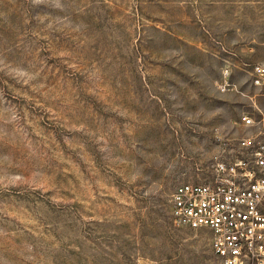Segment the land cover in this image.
I'll return each mask as SVG.
<instances>
[{
    "label": "rangeland",
    "instance_id": "rangeland-1",
    "mask_svg": "<svg viewBox=\"0 0 264 264\" xmlns=\"http://www.w3.org/2000/svg\"><path fill=\"white\" fill-rule=\"evenodd\" d=\"M258 64L264 0H0V264H217L172 195L264 142Z\"/></svg>",
    "mask_w": 264,
    "mask_h": 264
},
{
    "label": "built area",
    "instance_id": "built-area-1",
    "mask_svg": "<svg viewBox=\"0 0 264 264\" xmlns=\"http://www.w3.org/2000/svg\"><path fill=\"white\" fill-rule=\"evenodd\" d=\"M254 75L264 87V66ZM241 143V157L218 161L211 178L182 183L172 195L175 224L208 230L217 264H264V142L250 136Z\"/></svg>",
    "mask_w": 264,
    "mask_h": 264
}]
</instances>
